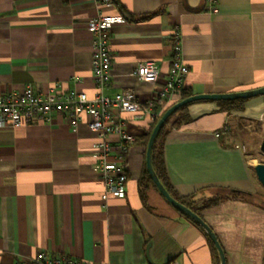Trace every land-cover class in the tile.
Masks as SVG:
<instances>
[{"label": "crops", "instance_id": "crops-1", "mask_svg": "<svg viewBox=\"0 0 264 264\" xmlns=\"http://www.w3.org/2000/svg\"><path fill=\"white\" fill-rule=\"evenodd\" d=\"M102 11L125 18L111 31L105 96L133 90L140 103L152 102L168 79L175 32L189 70L187 93L264 87V0H114ZM99 12L95 0H0V93H22L27 86L47 93L60 86L94 98L87 24ZM146 61L160 67L156 83L133 75ZM178 99L155 101L153 110L161 112L157 102ZM219 102L186 106L189 120L180 128L173 126L180 113L171 117L160 138L163 182L211 227L227 264H264V209L254 202L263 187L244 135L252 123L259 126L261 148L264 95L246 100L239 111ZM120 117L136 139L126 158L124 199L108 194L98 174L92 148L99 137L88 116L76 128L56 115L50 123L0 130V264L41 254L93 264H220L205 231L153 182L145 183L142 198L143 143L153 121L149 114Z\"/></svg>", "mask_w": 264, "mask_h": 264}, {"label": "built area", "instance_id": "built-area-1", "mask_svg": "<svg viewBox=\"0 0 264 264\" xmlns=\"http://www.w3.org/2000/svg\"><path fill=\"white\" fill-rule=\"evenodd\" d=\"M100 7L99 14L87 24V31L93 37L92 73L98 93L88 99L84 93L64 91L60 86L47 93H39L27 86L22 93H0V130L17 129L35 123H50L54 116H63L71 127H77L83 115L88 116V127L99 137L92 152L98 159V174L102 178L108 194L124 199L128 170L126 158L135 137L125 129L122 114L136 119L149 114L152 121L159 117L153 110L155 101L170 102L184 90V80L189 72L182 59V38L175 32L171 68L166 83L159 88L153 101L142 104L133 90H125L110 98L102 91L111 82V31L114 26L125 22L123 16H110L103 13L114 0H95ZM213 4L216 0H208ZM133 75L146 83H156L160 76V67L154 61H146L137 66ZM228 127L224 130L228 131ZM216 137H220L216 134ZM114 138L116 141H112ZM21 264H93L68 256L48 257L39 255L32 261ZM169 264H178L175 261Z\"/></svg>", "mask_w": 264, "mask_h": 264}, {"label": "water", "instance_id": "water-1", "mask_svg": "<svg viewBox=\"0 0 264 264\" xmlns=\"http://www.w3.org/2000/svg\"><path fill=\"white\" fill-rule=\"evenodd\" d=\"M264 95V87L253 89V90H247V91H241V92H233V93H223V94H203V95H193L187 99H184L171 108H169L163 116L160 118L158 123L156 124L155 128L152 131V134L149 139L147 152H146V166L149 173V176L152 180V182L155 184L161 195L177 210L188 216L191 220H193L197 225H199L205 233L210 238L211 242L213 243L215 249L217 250L219 257H220V264H227L225 252L216 236L214 231L211 229V227L199 216L197 213H195L192 209L188 208L186 205L182 204L178 200H176L174 197L171 196L167 188L164 186V184L159 179L158 175L156 174L153 164H152V154L155 142L157 140V137L159 136L162 128L168 121V119L176 113L179 109L188 106L189 104H192L194 102L198 101H238V100H249L253 99L259 96ZM261 153L264 155V139L261 144ZM254 172L257 181L259 184L264 188V164H258L254 167ZM165 264H169L168 261L165 262Z\"/></svg>", "mask_w": 264, "mask_h": 264}, {"label": "trees", "instance_id": "trees-1", "mask_svg": "<svg viewBox=\"0 0 264 264\" xmlns=\"http://www.w3.org/2000/svg\"><path fill=\"white\" fill-rule=\"evenodd\" d=\"M192 95L190 93H187L185 90H182L181 93L179 94V99L178 101H182L184 99H187L189 97H191ZM178 101H175L173 102L172 104H169V105H165V104H162L161 102L158 103L157 102V107L160 108L161 112L159 113V117L153 121L151 123V131H153V129L155 128L156 124L158 123V121L160 120V118L163 116V114L169 109L171 108L172 106H174L175 104L178 103ZM246 100H238V101H220V105L221 107L226 110V111H232V110H241L242 109V105L243 103L245 102ZM185 111H186V106L179 109L176 113H174L171 117H174L176 116L178 113L179 114V117L178 119L175 120L174 122V128H180L182 125H184L185 123L188 122L189 118L184 115L185 114ZM171 117L168 119V121L166 122V124L164 125V127L162 128L156 142H155V145H154V149H153V154H152V164H153V168L156 172V174L158 175L159 179L161 180V182L164 184L163 182V170L161 168V147H160V143H161V136H162V133L164 131V128L165 126L170 122L171 120ZM150 131V132H151ZM149 132V133H150ZM152 133V132H151ZM151 134H148L144 139V146L147 148L148 146V142H149V137H150ZM146 182H149V183H152V180L149 176V173H148V170L147 168H145V171H144V174H143V178L141 179L140 181V193H141V196L142 198L144 199L145 198V183ZM164 186L166 187V185L164 184ZM167 188V187H166ZM168 190V189H167ZM169 191V190H168ZM170 193V191H169ZM171 194V193H170ZM172 196V195H171ZM173 197V196H172Z\"/></svg>", "mask_w": 264, "mask_h": 264}, {"label": "rangeland", "instance_id": "rangeland-1", "mask_svg": "<svg viewBox=\"0 0 264 264\" xmlns=\"http://www.w3.org/2000/svg\"><path fill=\"white\" fill-rule=\"evenodd\" d=\"M250 126L251 127H249L248 130L244 131L245 132L244 135H246L245 139L247 142L246 152L247 155L254 160V163L257 166L258 164H264V155L261 153L260 144L258 142V135L260 133V128L259 126L255 125V123H252ZM254 202L258 203L259 207L264 209V188L261 189L257 201Z\"/></svg>", "mask_w": 264, "mask_h": 264}]
</instances>
